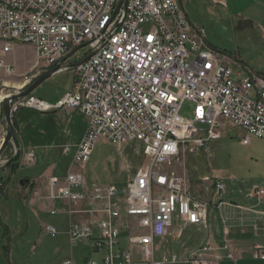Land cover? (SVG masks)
Segmentation results:
<instances>
[{
	"label": "built area",
	"instance_id": "built-area-1",
	"mask_svg": "<svg viewBox=\"0 0 264 264\" xmlns=\"http://www.w3.org/2000/svg\"><path fill=\"white\" fill-rule=\"evenodd\" d=\"M180 1L126 0L118 7L120 0H0L2 88L4 78L17 76L15 65L4 60L16 43L32 46L31 69L37 73L57 64L59 71L72 68L71 86L55 103L28 95L13 103L11 113L21 107L38 112L68 108L87 118L80 139L59 146L71 158L64 178L49 177L45 196L34 193L66 204L70 246L92 240L94 249L105 250L101 260L87 258L83 264H217L220 251L228 248L204 243L183 261L177 256L157 260L153 252L154 240L169 234L174 216L186 224H204L209 206L222 204L214 200L223 182L212 181L206 197L193 194L174 169L180 158L207 151L220 137L223 120L245 131L243 144L248 136L264 138V77L230 67L226 54L207 45L204 30L189 23ZM81 48L86 51L74 63L92 55L75 67L65 66V58ZM184 101L192 104L191 120L180 116ZM99 137L120 148L131 141L143 147L148 164L122 193L112 184H86L78 169ZM18 150L33 162V152ZM200 182L211 180L206 176ZM81 211L97 225L73 222ZM56 214L57 209L49 212ZM41 229L51 237L58 234L49 224ZM120 229L136 255L128 246L120 248ZM255 249L264 259V247ZM57 264L75 263L68 258Z\"/></svg>",
	"mask_w": 264,
	"mask_h": 264
},
{
	"label": "rangeland",
	"instance_id": "rangeland-1",
	"mask_svg": "<svg viewBox=\"0 0 264 264\" xmlns=\"http://www.w3.org/2000/svg\"><path fill=\"white\" fill-rule=\"evenodd\" d=\"M181 5L189 23L203 29L206 41L216 49L228 51L231 55L238 51L242 59L254 70L264 69V48L255 45L256 42L249 37V33H240L236 30V22H232L224 12L211 10L197 0H182ZM85 51L86 48L79 49L65 58L63 64L71 66ZM4 60L15 65L17 76L4 78L5 87L0 86V143L5 134L1 103L4 98L18 93L41 74L40 71L37 70V73L36 69H31L34 63V51L30 45L15 44ZM72 76V68L60 70L41 82L29 95L54 103L69 90ZM17 100L11 103V107ZM191 112L192 104L184 101L180 116L186 121L191 120ZM11 121L15 135L0 159V221L2 220V224L8 227L9 235L7 239H4L3 226H0V247L5 243L8 244L12 251L13 264L24 262L26 264H57L70 257V247L65 237L59 235V231L63 232L65 226L59 216L44 217L39 214V219H35L26 200L35 192L41 196L47 194L48 178L56 177L50 173L52 168L54 167L55 172L61 173L67 167V159L60 155L59 146L66 141L77 142L81 132L84 131L83 128L86 127L87 118L77 109L70 111L68 108H62L43 113L21 107L11 113ZM243 132L237 125L224 120L220 138L210 144L208 152L185 155L180 158V162H185V170L190 173L187 177L194 176L197 179L207 175L222 178L225 189L219 199L250 204L253 201L248 200L245 194L253 191L254 188H259L258 190L264 188V138L251 136L247 145H241L240 140L245 135ZM20 141L25 152L34 151L33 162L27 163L19 155ZM13 148H16V154H13ZM141 148L136 141H131L120 148L112 145L105 137H99L89 161L80 166L84 181L88 185L124 184L128 176L143 171L138 169L142 158ZM13 158H15L14 161ZM187 158L190 164H187ZM126 166L129 168L128 171L125 169ZM174 169H180V166L176 165ZM46 172L49 175L45 176V184L40 185L39 176ZM24 176L29 177L30 184L36 181L32 178H37V183L35 182L37 190H34L35 188L34 191L27 190L25 184L20 186L17 183V179H22ZM38 189H40L39 192ZM46 200L54 206V201ZM49 206L52 208L48 210V213L55 208ZM101 215L102 213L97 214V216ZM73 218V222L75 220L83 222L88 216L81 211L78 214L74 213ZM40 221L56 226L59 230L57 236L53 238L46 235L39 226ZM117 223L120 222L117 221ZM93 224L97 225L94 222ZM181 242V239H171L169 244L166 242L161 244L162 249L158 252H170V249H173V252L179 256L181 254L178 249ZM83 254L96 257L90 253L88 247H83L82 244L73 248L72 256L77 261Z\"/></svg>",
	"mask_w": 264,
	"mask_h": 264
},
{
	"label": "crops",
	"instance_id": "crops-1",
	"mask_svg": "<svg viewBox=\"0 0 264 264\" xmlns=\"http://www.w3.org/2000/svg\"><path fill=\"white\" fill-rule=\"evenodd\" d=\"M197 1H200L202 5L207 6L211 10H221L222 12H224V14L228 16L232 22H236V27H235L236 30L240 31V33H244V32L249 33L250 34L249 37L255 40L256 42L255 45H260L261 47L264 48V0H197ZM205 41H206V38H205ZM206 43L210 48H213L217 51H220L226 54L227 62L229 66L232 67L233 69L235 70L241 69V70L246 71L249 74H254L259 77H264V69H260L259 71L254 70L252 67H250L246 63L244 59H242L243 57L240 54V52L236 51L234 55H231L228 51L224 52L219 49H216V47H214L210 42L206 41ZM41 101H44V100H41ZM50 104H53V103L51 102ZM29 110H32V109H29ZM69 110L71 111L72 109H69ZM223 122L224 120L222 121V123ZM83 130L85 129L83 128ZM83 133L84 131L81 132L79 137H81ZM13 135H15V132L13 133ZM246 136L247 135L245 133V135L240 140L241 145L243 144L242 143L243 138H245ZM79 137H78V140L80 139ZM250 137L251 136H248L247 144L249 143ZM20 143H21V146L19 148L23 152H25L21 141ZM75 143H69L66 141V142H63L62 144H75ZM247 144H243V145H247ZM140 146L142 147L141 144ZM208 150L203 153L208 152ZM28 152L34 153L33 150L28 151ZM59 153L62 157L67 159V163H66L67 167H65L64 171H62L61 173L55 172L54 171L55 169L53 170L54 168L53 167L50 173L55 175L60 180H62L68 170L71 158L70 156H63L61 152ZM191 154H194V153H191ZM191 154H187V156H190ZM140 155L142 158L140 159V163H139L140 166L138 169L144 170L148 163L143 153V147L140 150ZM184 163L185 162L183 161L181 165H179L180 169H176L175 171L178 174V176L182 177L185 180L186 187L191 192H193V194L197 196L200 195L202 197H206L208 196V194H211L210 190L212 187V181L221 180L223 182L222 178L218 176L209 177L211 182H207V183L200 182V179L202 177H206L207 175H204V176L202 175L201 178H197V179L194 176L187 177L190 173L185 170ZM187 164H190V162H188V158H187ZM78 169L82 175V168L78 167ZM125 169L128 171L129 170L128 166H126ZM178 170L179 172H177ZM137 173L138 172H136L133 176H128L124 184L114 183L112 185H115L119 189V191H121L122 193L125 190L126 182H128L132 178H135ZM48 175L49 173L47 174L46 172L43 175L39 176V178L41 179L40 185L45 184V181H46L45 176H48ZM24 179H27V181H29V177L24 176L22 177V179H17V183L19 184V181L24 180ZM32 179H36L37 181V178L35 177ZM35 182H32L31 184H30V181L28 182V184L24 183L25 186L27 187L26 189L27 190L30 189L31 191L37 190L36 189L37 182L36 183ZM108 186H109V183H108ZM195 187H197V189H194ZM224 189H225V185H224ZM258 189L259 188H254L253 191L245 194L248 200L253 201V203H250V204H239V203L232 202V201L222 200V199H219L220 196L218 198L214 197L216 198L214 200L215 204L218 202H222V204L217 207L213 205L209 206L206 212V218H205L204 224H198V225L186 224L174 216L172 225L170 227L169 234H167L166 236L162 238H156L154 240V251L153 252H154L155 259L161 260L162 258H165V257L168 258L171 256H177L178 260L183 261L189 257L192 251L199 248L204 243H209L213 247H219V246H222L223 243H226L228 248H226L224 251H220V255H223V257L217 262V264H264V259L260 258V256H257L256 249H255L257 245L264 247V193L262 195L258 194L257 193ZM261 190L264 191V188L262 187ZM39 191L40 189H38V192ZM26 204L28 207H30V212L32 213L35 219L37 220L39 219L38 217L39 214H41V216H44V217L45 216L52 217V215H49L48 210L52 208L49 205L53 206V203L49 204L47 201L37 199L34 193L32 196L27 198ZM33 207L35 209H33ZM53 207H55L54 209H57L58 211V214L53 215V216H59L60 220L63 222L65 226V229L63 232H61L58 230V228H56V226L52 224H49V225L54 226L59 231V235H63L65 237L70 247V257L69 258H72L75 264H83L84 260L87 258H92L94 260H101L103 256L105 255V250L104 249H100V250L94 249L92 246V240H88L86 242H82L74 246H70L68 234H67L69 220H68V216L65 213L66 204L59 201V202H55ZM94 220L95 219L93 218H87L84 221L93 222ZM1 224H2V220L0 221V226L1 227L3 226V230H4L3 236H4V239H7L9 235L8 227L4 223L2 225ZM116 224L118 225V223ZM41 225H44V223H41L40 221L39 222L40 228H41ZM45 234L48 235L47 233ZM94 234L95 235L97 234L96 228L94 229ZM126 235H127V232L125 230L123 231V229H120L119 246L120 248H124V247L126 248L127 246L130 247L133 254L136 255L137 251L128 244V242L126 241ZM171 239H174V240L181 239L182 240L180 244L181 245L180 249H178L181 255L178 256L176 253L173 252V249H170V252H167V251L165 252L162 251L160 253L158 252L159 250L162 249L161 244H165V242L169 244L171 242ZM79 244H82L83 247L84 246L88 247L90 253L96 257L94 258L91 256H87V254H83L79 261L74 259V257L72 256V251H73V248ZM158 245H160V247H158ZM10 250L11 249H9L7 243L3 244L0 247V264H13L14 260L12 258V251ZM167 250H168V246H167ZM156 252H158V256H156ZM228 254H231V256H227ZM21 264H26V263L24 262ZM169 264H184V263L176 262V263H169Z\"/></svg>",
	"mask_w": 264,
	"mask_h": 264
},
{
	"label": "water",
	"instance_id": "water-1",
	"mask_svg": "<svg viewBox=\"0 0 264 264\" xmlns=\"http://www.w3.org/2000/svg\"><path fill=\"white\" fill-rule=\"evenodd\" d=\"M125 1L126 0H120L118 7L121 4L126 3ZM91 55H92V52L88 54L87 56H85L82 60L72 64V67L77 66L78 64H80L81 62L89 58ZM59 69H60V64H57L55 67L39 74L28 86L23 88L18 93L9 95L6 98H4L3 102L1 103V111H2V117H3L4 123H5V134L0 143V159L14 133L13 124L11 121V103L17 99L28 96L41 82H43L46 78L50 77V75H53L54 73L58 72ZM28 182L29 181H27V179H24V180H20L19 184L20 185H23L24 183L28 184Z\"/></svg>",
	"mask_w": 264,
	"mask_h": 264
},
{
	"label": "trees",
	"instance_id": "trees-1",
	"mask_svg": "<svg viewBox=\"0 0 264 264\" xmlns=\"http://www.w3.org/2000/svg\"><path fill=\"white\" fill-rule=\"evenodd\" d=\"M13 161L15 160V158L12 159Z\"/></svg>",
	"mask_w": 264,
	"mask_h": 264
},
{
	"label": "bare ground",
	"instance_id": "bare-ground-1",
	"mask_svg": "<svg viewBox=\"0 0 264 264\" xmlns=\"http://www.w3.org/2000/svg\"><path fill=\"white\" fill-rule=\"evenodd\" d=\"M17 44V43H16ZM1 99V98H0ZM92 154V153H91ZM89 161V160H88ZM161 238V237H160Z\"/></svg>",
	"mask_w": 264,
	"mask_h": 264
}]
</instances>
